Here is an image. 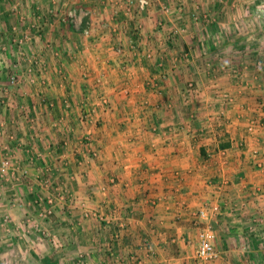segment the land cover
<instances>
[{
  "label": "crops",
  "instance_id": "1",
  "mask_svg": "<svg viewBox=\"0 0 264 264\" xmlns=\"http://www.w3.org/2000/svg\"><path fill=\"white\" fill-rule=\"evenodd\" d=\"M153 1L0 0V264H264V0Z\"/></svg>",
  "mask_w": 264,
  "mask_h": 264
},
{
  "label": "rangeland",
  "instance_id": "2",
  "mask_svg": "<svg viewBox=\"0 0 264 264\" xmlns=\"http://www.w3.org/2000/svg\"><path fill=\"white\" fill-rule=\"evenodd\" d=\"M128 1L129 0H119V2H121L120 3L121 9L118 6H115V8H114L115 9V13H118V15L120 14V15L124 16L123 15L124 14L123 12H127V8L125 6H126V4L128 5V3H127ZM130 1H131L132 5L130 6L131 12L128 14V16H131L132 18H127L126 17V21L127 20H130V22L132 21L133 22V29H134V31H136V33H140L141 34L143 27L141 25V22H138V21H140L141 18H143L145 15H147L149 13L150 9L154 5V1L153 0H150V2H151L150 7L144 13H139L137 11V3H138V0H130ZM17 10H19V6L16 9H14V11H17ZM62 10H63V12L66 13V16H68L67 19H68L69 23H76L74 21V19L70 17V13L71 12L72 13H76V16L77 17H80V16L84 15V13H86V12L89 11V10H87V8L86 9H81L79 11V9L78 10L77 9H73V7L68 8V9L66 8V10L65 9H62ZM158 25H159L158 30H161L162 27H163V23L162 24H158ZM140 26L142 27L141 28V31H138V29L136 27H140ZM0 27H1V25H0ZM38 27L40 28V29H38V31L39 30H42L41 29V26H38ZM2 35H3V31L0 29V81H4L8 77L7 78L8 79V82H11V85L12 86H16V85L19 84V82L21 80L20 77H21L22 72H19V71L22 70V67L20 66V62L21 61L18 60L19 57H16V55H17L16 53H14L13 55H11L13 61H11V60L9 61L8 60V58H9L8 56L12 52H10V46H8V44L7 45L5 44V41L6 40L3 38ZM19 38H20V36H19ZM26 40L27 39H25V36L21 39V41H18L17 40L16 49H18L19 44H20V47L21 48H26V46H27ZM30 45H32V43H29V46ZM6 52H8V53H6ZM5 53H6V55H5ZM11 62H12V66H11ZM13 66H14V69H15L14 71L11 70V67L13 69ZM8 157L9 156H7V155L0 154V179H1V181L2 180H6L12 174L14 175V173L16 174L15 168L13 169V166H12V162L11 161H10V167H9L8 172L6 174H2V172H1L2 161L4 160V158L9 159ZM26 173L27 172H25V174H24L25 176H27ZM6 228H8V227L6 226Z\"/></svg>",
  "mask_w": 264,
  "mask_h": 264
},
{
  "label": "built area",
  "instance_id": "3",
  "mask_svg": "<svg viewBox=\"0 0 264 264\" xmlns=\"http://www.w3.org/2000/svg\"><path fill=\"white\" fill-rule=\"evenodd\" d=\"M128 5L126 4V8H127V12L130 13L131 12V8L130 6L132 5L131 1L129 0ZM150 0H138L137 3V11L139 13H144L149 7H150ZM123 8V7H122ZM164 10L166 12L169 11L168 7H165ZM89 12H86L85 15H88ZM70 17L74 19V21H78L81 19L79 17L76 16V13H70ZM138 29V31H141V26L140 27H136ZM87 32V31H86ZM176 33V32H174ZM118 52H121V49L118 50ZM255 126L253 125L252 127H250V129H253ZM10 167V160L7 158H4V160L2 161V166H1V172L2 174H6L9 170ZM50 204H52V200L49 201ZM214 211H218V208H214ZM201 216L206 217L207 213L206 212H201ZM213 240H214V234L212 233L211 230L209 229H204L200 232L199 235V247L197 250V257L203 261H213L219 258V252L216 250L214 244H213Z\"/></svg>",
  "mask_w": 264,
  "mask_h": 264
}]
</instances>
